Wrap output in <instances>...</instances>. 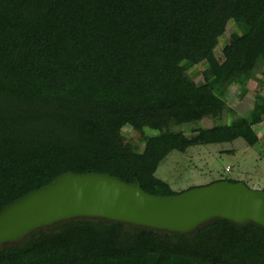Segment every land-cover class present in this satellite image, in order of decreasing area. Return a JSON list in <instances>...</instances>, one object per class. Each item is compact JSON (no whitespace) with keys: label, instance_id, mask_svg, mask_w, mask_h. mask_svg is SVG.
<instances>
[{"label":"trees","instance_id":"1","mask_svg":"<svg viewBox=\"0 0 264 264\" xmlns=\"http://www.w3.org/2000/svg\"><path fill=\"white\" fill-rule=\"evenodd\" d=\"M259 61L264 0H0V209L64 172L109 174L153 195L185 191L155 175L169 153L200 144L177 127L235 113L224 93L237 84L243 96ZM199 63L201 85L188 73ZM262 111L258 95L248 119L214 124L211 141L253 146ZM125 127L138 133L141 150ZM216 181L240 182L208 184ZM210 221L231 225L240 255L264 252L237 235L253 228L254 241L263 227ZM56 224L0 246V264H251L200 232L89 217Z\"/></svg>","mask_w":264,"mask_h":264},{"label":"water","instance_id":"2","mask_svg":"<svg viewBox=\"0 0 264 264\" xmlns=\"http://www.w3.org/2000/svg\"><path fill=\"white\" fill-rule=\"evenodd\" d=\"M77 217L176 233L191 232L214 218L264 228V191L242 181H216L174 195H153L138 182L131 184L109 174L64 172L0 209V246Z\"/></svg>","mask_w":264,"mask_h":264},{"label":"rangeland","instance_id":"3","mask_svg":"<svg viewBox=\"0 0 264 264\" xmlns=\"http://www.w3.org/2000/svg\"><path fill=\"white\" fill-rule=\"evenodd\" d=\"M232 26V23H228L223 36L219 38V44L215 49L218 57H220L222 46L232 32ZM202 68L203 64L199 63L188 70L197 85L203 84ZM263 71L264 62L259 61L250 73L246 82V93L243 96H240V85L232 84L226 90L223 98L235 113L225 110L220 117L206 116L196 123L182 124L177 127L184 131L187 137L199 135L200 144L189 147L185 152L172 151L159 164L155 175L167 182L171 191L180 192L190 187L206 185L213 180L224 178L243 181L251 189H264V111L259 115L260 120L253 124V129L258 138L253 146L248 145L243 138L214 143L211 141L210 133L214 124H228L238 116L247 119L251 116L250 112L256 96L262 95L264 97V88L261 87ZM196 127H198V131L189 130ZM122 133L126 141H131L138 146L139 150L142 149L143 144L138 141L137 132L125 127L122 129ZM252 229L243 228L237 235L242 236L244 242H250L249 244L252 243V245L259 243L258 246L262 247L264 236L262 233L255 235L256 239L252 241L254 238V235L251 234L253 233ZM196 232L214 239L217 250L224 255L236 260H248L251 264H264V252L259 253L257 249L252 258H246L239 254L242 247L237 248L239 243L232 241V227L226 222H211L209 220L197 226L189 234ZM216 245L213 244V246ZM251 248L253 250L254 246Z\"/></svg>","mask_w":264,"mask_h":264}]
</instances>
